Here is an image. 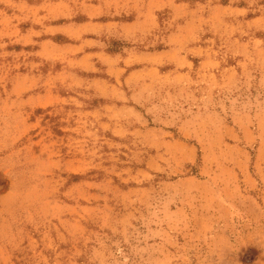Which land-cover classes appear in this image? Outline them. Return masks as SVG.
<instances>
[{"label": "rangeland", "instance_id": "rangeland-1", "mask_svg": "<svg viewBox=\"0 0 264 264\" xmlns=\"http://www.w3.org/2000/svg\"><path fill=\"white\" fill-rule=\"evenodd\" d=\"M13 3L19 7L0 13V40L5 45L2 51L9 53L0 57V99L7 98L13 86L21 83L20 78L39 76L47 79L50 73L58 74L65 69L62 60H45L33 55L25 60L21 53L51 51L53 46L55 49H76L85 41L99 39L108 45L103 50L95 43H90L86 44L82 51L67 53V58L83 60L85 56L89 57L82 66L73 71L89 81L106 82L112 86L118 83L119 91L126 99L121 101L96 97L87 103L85 111L92 112L111 104H115L117 109L130 108L145 123L141 125L130 121L128 130L138 131L150 139L157 138L154 146L144 147L133 145L131 136L122 139L114 135L113 130L101 131L98 135L108 141L116 145H127L117 150L105 144L101 149L103 155L107 157L118 151L116 168L130 169L133 175L139 170L147 169L149 163L156 160L166 149L194 151L196 162L185 163L182 170L174 174H169L168 171H153V179L150 182L139 183L129 177L122 181L119 176L110 175L106 169L111 166L112 161L107 159L102 167L82 168L83 153L69 151L67 146L68 137L76 136L77 133L66 131V126L59 116L48 115L50 107H36L31 111L28 120L35 124L39 117H43L39 121L40 127L31 128L22 138L20 146L31 144L33 157L40 160L59 159L63 168L50 173L52 179L47 189L56 187V192L48 191L45 185L40 183L37 174V178L32 181L35 188L29 195L38 200L43 196H50L58 206L62 204L65 207L60 210V214L49 218L46 236L44 228L36 230L31 224L22 222V207L0 208V233L7 236L22 228L27 237L19 248L6 246V251L0 253V264H90L95 244L91 240L85 244L84 237L101 231L111 237L110 229L101 228L100 225L105 219L126 215L125 197L137 194L141 189L153 196L159 195L162 184L178 185L181 188L182 195L177 198V203L168 206V211L184 213L188 219L184 220L183 224L188 227L170 234L174 237L175 245L187 244L191 248L188 253L190 264H264V149L258 138L259 118L242 129V119L238 123L230 116L224 121L223 129L215 136L194 138L187 135L177 124H163L154 119L153 115L146 111L149 105L142 107L127 99L138 89L146 88L155 93L152 102L159 103L167 93L175 94L181 88L190 90L196 87L195 84L186 83V80H195L197 75L220 83L233 73L239 75L248 67L245 56L229 52L221 62L217 49L225 43V39L220 33L209 31L207 25L198 42L187 44L186 54H177L176 48L181 39L177 33L180 28L189 24L192 18L181 17L168 27V21L174 14V9L169 7L154 10L151 18H148L142 15L141 9L131 6L120 9L107 8L105 0H13ZM175 3L177 6L185 5L189 10L203 8L205 16L211 8L217 6V0H212L211 4L209 0H175ZM227 3L228 0H219L218 6L226 7ZM240 7L244 5L241 4ZM96 10L103 14L93 15ZM67 11L74 14H62ZM117 11L118 14H112ZM258 15L259 13H249L247 19L252 20ZM45 16L48 18L41 19ZM152 22L159 26L158 29H152L143 43L135 44L122 37H97L94 31L84 30L114 24L122 26L119 29L121 32L125 29L131 32L140 26L150 27ZM43 27L61 31L43 32ZM30 31L41 32V35L33 36V43L14 42ZM5 32L9 35H3ZM13 33L15 35H12ZM255 38L264 40V32L257 31ZM233 39H238L242 45L247 46V37L236 34ZM124 49L135 50V62L124 63L128 58ZM101 51L108 58L117 55L124 58L111 75L108 65L99 59ZM253 55L258 57V53ZM17 64L19 67L15 66ZM32 64L39 67L32 68ZM92 67L99 71L90 70ZM254 74L257 80L253 82V88L244 94L253 102L258 94L259 69ZM44 92V88L35 87L24 91L23 97L27 99L43 96ZM57 92L60 97L74 95L63 88H57ZM256 111L254 109L250 115L256 116ZM195 113L194 109L193 114ZM40 128H45L50 136L42 140L44 134ZM161 136L163 144L159 140ZM213 147L223 156H234L235 164L221 165L217 171L207 167L205 160ZM138 151L142 153L137 157L139 163L131 159ZM86 183L100 184L102 190L90 188L80 191L77 207L64 193L80 190ZM12 189V181L7 175L0 173V201L6 200ZM180 200H185L186 203L182 204ZM133 223L139 226L138 222ZM31 242H34V245ZM125 251H128L126 246ZM168 252L175 255L176 247L168 245Z\"/></svg>", "mask_w": 264, "mask_h": 264}, {"label": "clouds", "instance_id": "clouds-1", "mask_svg": "<svg viewBox=\"0 0 264 264\" xmlns=\"http://www.w3.org/2000/svg\"><path fill=\"white\" fill-rule=\"evenodd\" d=\"M212 0H209L211 4ZM243 4L244 7H240ZM219 0L217 6L211 8L207 16L203 15V8L189 10L185 5L177 6L175 0H105L107 8L120 9L122 7H135L142 10V15L151 18L156 9L169 7L174 9V14L168 27L175 24L176 20L189 16L191 21L186 26L179 29L177 35L181 38L176 53L186 54V46L189 43L198 42L200 34L205 30V25L209 31L220 33L225 43H222L217 53L220 55L221 62L232 52L233 55L241 54L246 58L245 68L239 75L233 73L227 79L217 83L215 80L205 79L197 75L195 80H186V83L195 84L196 87L188 90L181 88L175 94L167 93L159 103H153L155 93L146 88L138 89L133 96L127 99L133 100L142 107L146 108L147 113L153 115L154 119L163 124H177L187 135L201 139L209 136H215L224 127V121L232 117L234 121L240 122L242 129L253 123L254 119L259 118V135L261 147L264 149V40H256L257 31L264 32V0H228L226 7H221ZM19 7L14 4L13 0H0V13L9 8ZM66 7V6H65ZM23 11V9H20ZM31 11V10H29ZM249 13H259L252 20H248ZM72 15L71 11L62 13ZM103 14L96 10L93 15ZM113 15L118 14L112 13ZM27 18V17H25ZM42 17L41 19H47ZM39 22V21H37ZM122 26L105 25L102 27L86 28L85 31H94L97 37L102 35L116 36L132 41L133 44L143 43L144 38L150 34L152 29H158L154 22L150 27H137L129 32L126 29L121 32ZM43 32H56L61 29L42 28ZM238 34L240 37H247V46L242 45L238 39H233ZM3 35H9L5 32ZM12 35H15L13 33ZM41 32L30 31L26 36H20L14 42L33 43V36H39ZM79 39V35H77ZM50 43V42H48ZM95 43L101 50L108 45L101 40L85 41L76 49H53L51 51H40L35 53H21L27 60L30 55L43 57L45 60H62L65 63V69L58 74L50 73L47 79L37 77L20 78L21 83L13 86L6 99H0V173L9 177L13 183V189L6 200L0 201V208H18L22 207L24 211L23 223L31 224L34 229H45L44 235H47L46 224L49 218L60 214L64 205H59L50 196H43L39 200L30 197L29 193L35 188L32 183L40 177V183L47 186L52 179L50 173L55 169L63 168L59 159L53 161L51 158L40 160L33 157L31 148L28 144L20 146L22 138L26 133L35 127H40L39 117L35 124H31L28 116L36 107L51 108L48 113L50 116H59L62 123L66 126V131L77 133L76 136L68 137L69 151L82 152L81 167L97 168L102 167L105 159L112 161V164L106 171L110 175H117L123 181L125 177L135 179L139 182H150L153 179V171H168L174 174L182 170L185 163H195L194 151L167 150L162 153L156 160L149 163L148 168L139 170L135 175L130 169L116 168L119 152L103 155L101 149L105 144L110 148L127 145H116L99 132L114 131V135L122 139L133 137V145L139 144L144 147L154 146L156 137L151 139L142 136L138 131H129L130 121L143 125L145 122L132 109L121 107L117 109L115 104L101 106V108L86 112L85 107L89 101L96 97H105L107 99H119L124 101L126 98L119 91V84L112 86L106 82L89 81L79 77L73 69L82 66L89 57L85 56L83 60L67 58V53L82 51L86 44ZM211 43V42H209ZM5 45L0 40V57L9 55L2 51ZM45 47H47L45 45ZM236 49L237 51H233ZM190 51V50H188ZM128 58L124 60L125 64L135 62L137 53L135 50L124 49ZM258 53V57L253 55ZM18 59V57H17ZM102 63L108 65V71L111 75L116 69L119 62L124 59L120 55L114 58H108L99 54ZM215 60V57H213ZM19 67V64L15 65ZM215 66V64L213 65ZM258 66V67H257ZM32 68L39 65L32 64ZM259 69L258 94L255 102L245 96L249 89L253 88V82L257 80L254 74ZM90 70L99 71L95 67ZM122 71V70H121ZM205 85V87H201ZM42 87L45 89L43 96L29 97L25 99L23 92L28 89ZM57 88H63L74 95L60 97ZM250 95V93H249ZM196 113L193 114V110ZM256 116H251L253 110ZM161 117H163L161 119ZM74 125V126H73ZM44 135L41 139H46L50 133L45 128H40ZM255 138V137H254ZM163 144V137L159 138ZM54 144V142H52ZM140 151L136 152L131 159L140 162L137 157L141 156ZM234 156H223L214 147L206 157L205 164L213 171H217L221 165L235 164ZM218 174V173H217ZM110 183V180L108 181ZM90 188L102 190V185L86 183L80 190H69L64 193L68 200L73 201L75 206H79L80 191ZM51 193L57 191L56 187L47 189ZM182 195L181 188L178 185L160 186V194L153 196L143 189L137 194L125 197V208L127 210L124 217H111L101 223V228L107 227L111 231V237L104 232L90 233L84 237L87 244L90 240L94 241L95 246L92 248L90 264H190L188 253L191 248L185 245H175L174 237L170 233L183 231L187 224L183 221L188 219L184 213H169L168 206L177 203V198ZM103 198V197H101ZM180 203H186L180 200ZM143 209V211L141 210ZM138 222L139 226L133 222ZM183 224V227L181 225ZM166 225V227H165ZM154 226V227H153ZM143 229V230H142ZM83 236V233L80 234ZM21 228L16 233L7 236L0 233V253L6 251V246L19 248L26 239ZM34 245V242H31ZM176 247V254L168 252V245ZM47 246V245H46ZM125 246L128 251H125Z\"/></svg>", "mask_w": 264, "mask_h": 264}]
</instances>
